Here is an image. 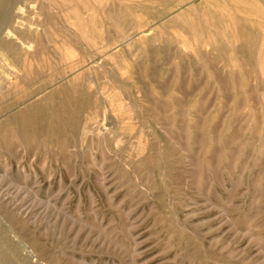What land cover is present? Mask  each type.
<instances>
[{"label": "rangeland", "instance_id": "374dc122", "mask_svg": "<svg viewBox=\"0 0 264 264\" xmlns=\"http://www.w3.org/2000/svg\"><path fill=\"white\" fill-rule=\"evenodd\" d=\"M103 1L14 0L13 2L12 0L13 5H11L14 7L10 12L12 16L10 15L8 22L6 21L5 24L3 23L4 25L0 26L1 28L5 27L3 32L2 29L0 30V58H2L0 60V84L2 85H0V117H2L0 118V171L7 168L14 180L19 179L15 180L18 184L4 182L5 187L3 184L0 187V192H6L9 189L13 193L15 190L14 194L19 192L20 196L25 197L29 195L28 192L31 189H37L39 186L40 199L48 194L52 196L53 201H57L58 207L62 208L64 204L69 219L78 217L77 219L82 220L81 225L88 222L90 226L87 228L97 235H99V230L106 231L104 229H107L109 231L110 229L109 232L113 236L115 235V238L124 241L122 242L127 253L119 255L101 250L99 242H96L97 235H94V238L86 244L84 237L88 232L84 231L83 236L76 237V233L67 230L63 238L64 246L63 243L61 245L65 252L73 258L75 257V261L81 264L85 262V264H250L248 261H244L245 258L241 250L249 247V253L247 252L246 255L249 257L252 255L250 257L252 259L257 254L256 251L254 252L256 248L249 246L246 240H235L226 215L231 213L230 217L243 222V224L240 223L241 229L252 225L253 229L255 228L254 232L264 235V224H262L264 223V214L262 215L264 191L257 192L259 181L264 180V77L258 69L259 61L264 58V0ZM20 7H24L20 12L21 15L18 13L19 11L17 12ZM92 9L94 10L92 11ZM79 17L80 20H78ZM17 18L20 20L18 19V21ZM19 24L22 25L19 26ZM76 24L78 26L85 24L84 26L90 28L91 40L98 43L97 46H100L98 49L92 48L90 41L81 40L82 38L77 32L79 27ZM92 25L98 27V30L92 29L94 28ZM142 26L145 27L142 28ZM212 26L213 28H211ZM7 30H11L12 35H7ZM142 30L145 31L143 37L139 33ZM49 31H54L57 35H53L54 32L50 33ZM13 34L15 35L13 36ZM194 34L196 35L194 36ZM131 39L132 41H130ZM157 39L161 41H157ZM19 40H22V45ZM5 42L10 43L6 45ZM129 45L131 46L129 47ZM145 46L148 47L146 50ZM182 49L184 52L180 51ZM202 56L203 59L200 58ZM5 60L9 68L4 64ZM10 65L12 69L14 66L13 70ZM232 66L234 67L232 68ZM239 66L243 71L239 69ZM26 74H29L28 77ZM172 79L177 83L175 84ZM7 80L11 81L9 86L4 84ZM21 87L24 88L21 89ZM174 90L176 96L173 95ZM62 92L64 93L62 94ZM170 92L173 96L170 95ZM166 95L169 96L166 97ZM76 96L78 97L76 98ZM166 105L170 107H166ZM137 107L139 108L137 109ZM161 111L162 113H160ZM173 113L174 116L171 115ZM232 116L235 119L233 117L230 120ZM171 118L173 119L171 120ZM173 120L177 121V124L173 125ZM215 122L216 124H214ZM244 122H248L249 125ZM120 124L124 128L121 129ZM208 130L211 134L208 133ZM221 134L223 137H220ZM117 139L118 141H116ZM189 141L193 147L189 145ZM14 144L16 145L14 146ZM12 150L14 151L12 152ZM185 152L186 155H184ZM196 153L198 154L196 155ZM203 153L206 154L203 155ZM240 153L241 155H239ZM138 154L140 155L138 156ZM204 157L205 159H203ZM182 159L184 160L182 161ZM199 162L200 165H198ZM202 163L205 165L203 166ZM207 163L210 164V172L213 175L203 171V167L207 166ZM233 163L236 169L232 168ZM189 164H192V167L188 166ZM242 168H245V171ZM98 177L100 180L102 179L101 182ZM201 178L202 180H200ZM254 181L257 183L255 184ZM14 184H17V187ZM221 185L222 187H220ZM198 189L199 191H196ZM27 200L26 202L30 203ZM258 201H261L262 205ZM71 207L72 209H70ZM259 209L260 211H258ZM260 218L262 219L259 223ZM91 224L95 228L91 227ZM194 230L195 232H192ZM201 239H204L203 242ZM229 241L230 243H228ZM183 246L185 247L183 248ZM13 250L17 252H13ZM7 254L8 256L12 255L9 258L14 264H23V262L33 264L30 262L29 256L14 243L7 250ZM37 255L40 262L50 260V254L47 251L38 250ZM76 258L78 259L76 260ZM20 259L23 260L19 261Z\"/></svg>", "mask_w": 264, "mask_h": 264}, {"label": "bare ground", "instance_id": "6f19581e", "mask_svg": "<svg viewBox=\"0 0 264 264\" xmlns=\"http://www.w3.org/2000/svg\"><path fill=\"white\" fill-rule=\"evenodd\" d=\"M48 1V0H47ZM50 1V0H49ZM53 1V0H52ZM76 1V0H75ZM90 1V0H89ZM105 1V0H104ZM103 1V2H104ZM108 1V0H107ZM106 1V2H107ZM13 2H14V0H13ZM12 0H0V26H1V24H5V22L7 21L8 22V20L10 19V15L12 16V14L10 13L11 12V9L12 8H14L12 5ZM58 2H59V0H58ZM92 2H93V0H92ZM95 2H96V0H95ZM51 3V2H50ZM68 3V2H67ZM71 3V2H70ZM91 3V2H90ZM12 4V5H11ZM43 4V3H42ZM46 4V3H45ZM52 4H53V2H52ZM83 4V3H82ZM85 4V3H84ZM93 4V3H92ZM107 4V3H106ZM35 5V4H34ZM59 5V4H58ZM61 5V4H60ZM74 5V4H73ZM30 7V6H29ZM40 7V6H39ZM66 7V6H65ZM87 7V6H86ZM100 7H101V5H100ZM22 8H24V7H22ZM22 8L20 7V8H18V10H17V12L20 14V12L22 11ZM28 8V7H27ZM31 8V7H30ZM35 8V7H34ZM75 8V7H74ZM93 8H94V6H93ZM41 9H42V7H41ZM40 9V10H41ZM86 9V8H85ZM70 10V9H69ZM87 10V9H86ZM94 9H92V11H93ZM95 10H96V7H95ZM107 10V9H106ZM109 10V9H108ZM71 11V10H70ZM80 11V10H79ZM99 12H100V10H98ZM225 11V10H224ZM71 12H73V11H71ZM81 12V11H80ZM110 12V11H109ZM14 13V12H13ZM81 13H83V12H81ZM80 13V14H81ZM87 13V12H86ZM91 13V12H90ZM125 13V12H124ZM224 13V12H223ZM15 14V13H14ZM18 14V15H19ZM72 14V13H71ZM70 14V15H71ZM80 14H79V16H80ZM21 15V14H20ZM37 15V14H36ZM104 15V14H103ZM112 15V14H111ZM111 15H110V17H111ZM225 15V14H224ZM44 16V15H43ZM69 16V15H68ZM78 16V15H77ZM76 16V17H77ZM114 16H116L115 14H114ZM180 16V18H181V15H179ZM19 17V16H18ZM46 17V16H45ZM75 17V16H74ZM91 17V16H90ZM93 17V16H92ZM91 17V18H92ZM96 17V16H95ZM109 17V16H108ZM109 17V18H110ZM116 17H118V16H116ZM13 18V17H12ZM34 18V17H33ZM72 18V17H71ZM105 18V17H104ZM231 18V17H230ZM19 18H17V20H18ZM82 19V18H81ZM102 19H103V16H102ZM108 19V18H107ZM172 19H174L175 20V18H172ZM232 19V18H231ZM20 20V19H19ZM18 20V21H19ZM72 20H74V19H72ZM78 20H80V17H79V19ZM234 20V19H233ZM23 20H21V22H22ZM77 21V20H76ZM91 21V20H90ZM105 21V20H104ZM118 21H120V20H118ZM177 21V20H176ZM11 22V21H10ZM79 22V21H78ZM113 22V21H112ZM23 23V22H22ZM73 23H75V22H73ZM72 23V24H73ZM80 23V22H79ZM85 23V22H84ZM105 24H107L106 22H104ZM231 23V22H230ZM3 24V25H4ZM16 24H17V22H16ZM16 24H14V25H16ZM49 24V23H48ZM69 24H71V23H69ZM71 24V25H72ZM87 24V23H86ZM91 24H92V22H91ZM112 24V23H111ZM229 24V23H228ZM8 25V24H7ZM6 25V26H7ZM20 25H22V24H19V26ZM73 25H75V24H73ZM85 25V24H84ZM83 24H81L80 26H78L77 24H76V26H78L79 28H78V35L82 38L81 40H83V39H85V40H87V41H90V45L92 46V48H97L98 49V46H97V44L95 43V42H92V40H91V31L89 30L90 28H87L86 26H84ZM110 25V24H109ZM262 25V24H261ZM70 26V25H69ZM106 26H108V25H106ZM145 26H147L148 27V25H145ZM145 26H142V28L143 27H145ZM23 27V26H22ZM72 27H74V26H72ZM92 27H94V28H92V29H94L95 31H97L98 30V27H95V25L93 26L92 25ZM129 27V26H128ZM131 27V26H130ZM146 27V28H147ZM230 27V26H229ZM5 28V27H4ZM4 28H1L0 27V30L3 32V30H4ZM76 28V27H75ZM74 28V29H75ZM102 28V27H101ZM116 28V27H115ZM211 28H213V26L211 27ZM224 28V27H223ZM231 28V27H230ZM71 29V28H70ZM105 29V28H104ZM161 29V28H160ZM232 29V28H231ZM235 29V28H234ZM73 30V29H72ZM144 30V29H143ZM141 31V32H139L140 34H142L141 36L143 37V36H145L144 34V32L145 31ZM159 30V29H158ZM157 30V31H158ZM94 31V32H95ZM108 31V30H107ZM126 31V30H125ZM124 31V32H125ZM138 31V30H137ZM154 31V30H153ZM194 31V30H193ZM212 31V30H211ZM50 32V31H49ZM48 32V33H49ZM51 32H54V31H51ZM50 32V33H51ZM92 32H93V30H92ZM103 32H104V30H103ZM109 32V31H108ZM121 32V31H120ZM131 32H133L132 30H131ZM135 32H136V30H135ZM155 32V31H154ZM49 33V34H50ZM74 33H76V32H74ZM73 33V34H74ZM100 33V32H99ZM98 33V34H99ZM153 33V32H152ZM162 33V32H161ZM196 33V32H195ZM30 34V33H29ZM53 35L54 34H56L55 32L54 33H52ZM110 34V33H109ZM129 34H130V32H129ZM136 34V33H135ZM150 34V33H149ZM163 34V33H162ZM161 34V35H162ZM165 34V33H164ZM178 34H180V33H178ZM198 34V33H197ZM217 34H218V32H217ZM1 35V34H0ZM7 35H12V32H11V30H7ZM15 34H13V36H14ZM17 35V34H16ZM57 35V34H56ZM105 35V34H104ZM107 35H108V33H107ZM122 35V34H121ZM161 35H159V36H161ZM196 34H194V36H195ZM236 35V34H235ZM19 36H20V34H19ZM118 36V35H117ZM127 36V35H126ZM132 37H133V35H131ZM147 36V35H146ZM156 36L158 37V35L156 34ZM172 36V35H171ZM182 36V35H181ZM193 36V35H192ZM199 36H200V34H199ZM202 36V35H201ZM207 36V35H206ZM238 36V35H237ZM34 37V36H33ZM48 37V36H47ZM47 37H45V38H47ZM51 37H53V36H51ZM65 37V36H64ZM74 37V36H73ZM140 37V36H139ZM161 37H163V36H161ZM160 37V38H161ZM173 37H174V35H173ZM225 37V36H224ZM227 37V36H226ZM17 38V37H16ZM121 38V37H120ZM125 38V37H124ZM137 38V37H136ZM153 38H155V37H153ZM178 38V37H177ZM184 38V37H183ZM208 38V37H207ZM215 38V37H214ZM11 39V38H10ZM18 39V38H17ZM30 39H32V38H30ZM36 39V38H35ZM40 39H41V37H40ZM53 39H55V38H53ZM66 40L68 39V38H65ZM80 39V38H79ZM130 39V38H129ZM140 39H142V38H140ZM165 39V38H164ZM184 39H187V38H184ZM205 39V38H204ZM211 39V38H210ZM238 39V38H237ZM3 40H6V39H3ZM22 40H23V38H22ZM22 40H19L20 41V43H21V41ZM48 40V39H47ZM94 40V39H93ZM108 40V39H107ZM122 40H123V38H122ZM163 40V39H162ZM200 40V39H199ZM218 40V39H217ZM223 40V39H222ZM221 40V41H222ZM12 41V40H11ZM10 41V42H11ZM14 41V40H13ZM31 41V40H30ZM30 41H29V46H30ZM76 41V40H75ZM79 41V40H78ZM77 41V42H78ZM104 41V40H103ZM120 41V40H119ZM130 41H132V39L130 40ZM130 41H128V42H130ZM141 41H144V40H141ZM153 41V40H152ZM157 41H161V40H158L157 39ZM202 41V40H201ZM207 41H209V40H207ZM231 41V40H230ZM241 41V40H240ZM10 42H5L6 43V45L8 44V43H10ZM80 42V41H79ZM97 42V41H96ZM124 42V41H123ZM127 42V43H128ZM165 42V41H164ZM171 42V41H170ZM192 42V41H191ZM206 42V41H205ZM232 42V41H231ZM248 42V41H247ZM3 43V42H2ZM25 43V42H24ZM33 43V42H32ZM35 43V42H34ZM81 43V42H80ZM111 43V42H110ZM109 43V44H110ZM114 43V42H113ZM112 43V44H113ZM124 43H126V42H124ZM150 43H151V40H150ZM155 43H157V42H155ZM154 43V44H155ZM159 43V42H158ZM192 43H194V42H192ZM192 43H190V44H192ZM199 43V42H198ZM229 43V42H228ZM4 44V43H3ZM23 43H21V45H22ZM36 44V43H35ZM83 44H84V42H83ZM108 44V46H110ZM117 44V43H116ZM179 44V43H178ZM183 44H184V41H183ZM189 44V43H188ZM14 45V44H13ZM102 45V44H101ZM114 45V44H113ZM143 45V44H142ZM156 45V44H155ZM159 45V44H158ZM201 45V44H200ZM203 45V44H202ZM208 45V44H207ZM218 45V44H217ZM9 46H11V45H9ZM24 46V45H23ZM28 46V48H30ZM34 46V45H33ZM36 46L38 47V45L36 44ZM87 46V45H86ZM131 45H129V47H130ZM169 46V45H168ZM173 46V45H172ZM180 46H181V43H180ZM185 46H186V44H185ZM191 46V45H190ZM193 46V45H192ZM196 46V45H195ZM204 46V45H203ZM216 46V45H215ZM22 47V46H21ZM21 47H19V48H21ZM100 47V46H99ZM106 47V46H105ZM146 47L147 46H145V50H146ZM158 47V46H157ZM178 47V46H177ZM187 47H189L188 45H187ZM197 47V46H196ZM200 47V46H199ZM207 47H209V46H207ZM217 47V46H216ZM232 47V46H231ZM0 48H1V46H0ZM3 48V47H2ZM10 48V47H9ZM18 48V47H17ZM18 48V49H19ZM55 48H57V47H55ZM132 48H134V47H132ZM148 48V47H147ZM167 48V47H166ZM173 48V47H172ZM192 48V47H191ZM190 48V49H191ZM4 49V48H3ZM14 49V48H13ZM110 49H111V47H110ZM168 49V48H167ZM224 49V48H223ZM233 49V48H232ZM17 50V49H16ZM62 50H63V48H62ZM105 50V49H104ZM143 50V49H142ZM218 50V49H217ZM9 51V50H8ZM12 51V50H11ZM25 51V50H24ZM64 51V50H63ZM171 51V50H170ZM180 51H183V49L182 50H180ZM197 51V50H196ZM26 52V51H25ZM24 52V53H25ZM169 52V51H168ZM184 52V51H183ZM186 52V51H185ZM190 52V51H189ZM193 52V51H192ZM204 52V51H203ZM216 52V51H215ZM222 53H223V50L221 51ZM171 53H173V52H171ZM170 53V54H171ZM194 53V52H193ZM199 53V52H198ZM207 53H209V51H207ZM7 54H8V52H7ZM94 54V53H93ZM97 55H98V53H96ZM123 54V53H122ZM129 54V53H128ZM195 54V53H194ZM57 55V54H56ZM55 55V56H56ZM65 55V54H64ZM199 55V54H198ZM206 55V54H205ZM118 56V55H117ZM176 56V55H175ZM175 56H174V58H175ZM10 57V56H9ZM31 57V56H30ZM73 57V56H72ZM88 57V56H87ZM101 57V56H100ZM124 57V56H123ZM171 57V56H170ZM218 57V56H217ZM226 57V56H225ZM63 58V57H62ZM102 58V57H101ZM111 58V57H110ZM173 58V59H174ZM200 58H202L203 59V56L202 57H200ZM211 58V57H210ZM242 58V57H241ZM2 58H0V60H1ZM17 59V58H16ZM15 59V60H16ZM59 59H60V57H59ZM85 59V58H84ZM115 59V58H114ZM187 59V58H186ZM194 59H195V56H194ZM236 59V58H235ZM243 59V58H242ZM107 60H109V59H107ZM119 60V59H118ZM120 60H122V59H120ZM211 60H213V59H211ZM237 60V59H236ZM240 60V59H239ZM244 60V59H243ZM10 61V60H9ZM8 61V62H9ZM14 60L12 59V62H13ZM124 61V60H123ZM235 61V60H234ZM1 62H4V61H1ZM11 62V61H10ZM22 62V61H21ZM114 62V61H113ZM210 62V61H209ZM224 62V61H223ZM236 62V61H235ZM238 62V61H237ZM244 62V61H243ZM14 63V62H13ZM18 64L20 63V61L19 62H17ZM59 63V62H58ZM83 63H85V62H83ZM123 63V62H122ZM4 64L9 68V66H8V64L6 63V60H5V62H4ZM61 64V63H60ZM63 64H65V63H63ZM78 64V63H77ZM124 64V63H123ZM127 64V63H126ZM126 64H125V66H126ZM142 64V63H141ZM232 64H234V63H232ZM246 64V63H245ZM66 65V64H65ZM69 65V64H68ZM71 65V64H70ZM69 65V66H70ZM73 66H74V64H72ZM223 65V64H222ZM239 65V64H238ZM248 65V64H247ZM4 66V65H3ZM33 66V65H32ZM64 66V65H63ZM62 66V67H63ZM75 66H76V64H75ZM80 66V65H79ZM79 66H77V67H79ZM129 66V65H128ZM131 66V65H130ZM228 66H230L229 64H228ZM257 66V65H256ZM61 67V66H60ZM215 67V66H214ZM225 67V66H224ZM234 66H232V68H233ZM237 67V66H236ZM7 68V69H8ZM10 68H11V65H10ZM17 68H18V66H17ZM26 68H27V66H26ZM71 68V67H70ZM69 68V69H70ZM80 68H81V66H80ZM83 68V67H82ZM134 68V67H133ZM206 68V67H205ZM12 69V68H11ZM13 69H14V66H13ZM12 69V70H13ZM28 69V68H27ZM121 69H123V68H121ZM225 69V68H224ZM231 69V68H230ZM229 69V70H230ZM239 69H240V66H239ZM258 69H259V72L262 74V76L264 77V58H263V60H261V61H259V63H258ZM11 70V71H12ZM23 70V69H22ZM79 70H81V69H79ZM125 70V69H124ZM227 70V69H226ZM232 70V69H231ZM240 70H242V68L240 69ZM253 70H256V69H253ZM5 71V70H4ZM10 71V72H11ZM17 71H19V70H17ZM90 71V70H89ZM208 71V70H207ZM243 71V70H242ZM22 72V71H21ZM25 72V71H24ZM28 72V71H27ZM71 72V71H70ZM77 72V71H76ZM142 72V71H141ZM226 72V71H225ZM29 73V72H28ZM64 73H65V71H64ZM67 73V72H66ZM148 73V72H147ZM74 74V76L76 75L75 74V72L73 73ZM212 74V73H211ZM13 75V74H12ZM22 75H23V73H22ZM27 75V74H26ZM25 75V76H26ZM29 75V74H28ZM28 75H27V77H28ZM257 75V74H256ZM255 75V76H256ZM3 76V75H2ZM15 76V75H14ZM16 76H17V74H16ZM258 76V75H257ZM11 77V76H10ZM18 77V76H17ZM23 77V76H22ZM82 77V79H83V76H81ZM130 77V76H129ZM148 77V76H147ZM251 77H253V76H251ZM250 77V78H251ZM1 78V77H0ZM7 78V77H6ZM19 78V77H18ZM152 78V77H151ZM13 79H15V78H13ZM24 79V78H23ZM132 79V78H131ZM177 79V78H176ZM253 79V78H252ZM258 79V78H257ZM9 80V79H8ZM8 80L7 81H5L4 82V84L6 85V86H9L10 85V82H8ZM19 80V79H18ZM17 80V81H18ZM27 80V79H26ZM133 80V79H132ZM159 80V79H158ZM173 80V82L176 84L177 82H175L174 81V79H172ZM259 80V79H258ZM60 81V80H59ZM78 81V80H77ZM80 81V80H79ZM78 81V82H79ZM82 81V80H81ZM27 82H28V80H27ZM68 82V81H67ZM78 82H76L75 81V83H77V84H80V83H78ZM15 83H17V82H15ZM14 83V84H15ZM70 83H72L71 81H70ZM251 83H253V82H251ZM256 83V82H255ZM255 83H254V86H255ZM74 84V83H73ZM131 84H132V81H131ZM1 85V84H0ZM18 85H19V82H18ZM21 85H22V83H21ZM52 85H54V84H52ZM88 85V84H87ZM2 86V85H1ZM12 86H13V84H12ZM65 86H66V84H65ZM68 86V85H67ZM81 86V85H80ZM89 86V85H88ZM91 86V85H90ZM169 86V85H168ZM240 86H241V84H240ZM242 86H243V83H242ZM262 86H263V84H262ZM55 87V86H54ZM77 87V86H76ZM174 87V86H173ZM176 87V86H175ZM22 88H24V87H21V89ZM60 88V87H59ZM65 88V87H64ZM73 88V87H72ZM81 88V87H80ZM153 88V87H152ZM151 88V89H152ZM258 88H260V87H258ZM3 89V88H2ZM5 89V88H4ZM7 89V88H6ZM167 89H168V87H167ZM8 90V89H7ZM70 90V89H69ZM81 90V89H80ZM93 90H94V88H93ZM103 90V89H102ZM105 90H106V88H105ZM153 90V89H152ZM164 90V89H163ZM15 91V90H14ZM18 91H20L21 92V90L20 89H18ZM58 92H59V90H57ZM88 91V90H87ZM95 91L96 92H98L96 89H95ZM135 91V90H134ZM167 91V90H166ZM258 91V90H257ZM10 92V91H9ZM65 92V91H64ZM64 92H62V94L64 93ZM84 92V91H83ZM102 92V91H101ZM107 92H109V91H107ZM150 92V91H149ZM163 92H165V91H163ZM22 93V92H21ZM66 93V92H65ZM71 93V92H70ZM78 93V92H77ZM82 93V92H81ZM86 94H87V92H85ZM92 93V92H91ZM90 93V94H91ZM139 93V92H138ZM162 93V92H161ZM173 93V92H172ZM7 94V93H6ZM11 94V93H10ZM15 94V93H14ZM20 94V93H19ZM53 94V93H52ZM58 94V93H57ZM61 94V95H62ZM73 94V93H72ZM71 94V95H72ZM83 94V93H82ZM110 94V93H109ZM109 94H106V95H109ZM141 94V93H140ZM163 94V93H162ZM175 94V90H174V93H173V95ZM9 95V94H8ZM17 95V94H16ZM51 95V94H50ZM55 95V94H54ZM89 95V94H88ZM97 95V94H96ZM121 95V94H120ZM164 95V94H163ZM170 95H171V92H170ZM173 95H171V96H173ZM18 96V95H17ZM46 96V95H45ZM53 96V95H52ZM60 96V95H59ZM65 96V95H64ZM73 96V95H72ZM91 96V95H90ZM111 96V95H110ZM109 96V97H110ZM130 96V95H129ZM149 96V95H148ZM151 96V95H150ZM154 96L156 97V95L154 94ZM159 96H160V94H159ZM167 96H169V95H166V97ZM174 96H176V94L174 95ZM260 96V95H259ZM262 96V95H261ZM5 97V96H4ZM21 97V96H20ZM23 97V96H22ZM24 97H25V95H24ZM67 97V96H66ZM78 96H76V98H77ZM97 97V96H96ZM99 97V96H98ZM97 97V98H98ZM114 97V96H113ZM122 97V96H121ZM139 97H140V95H139ZM2 98V97H1ZM68 98H69V95H68ZM71 98V97H70ZM80 98V97H79ZM95 98V97H94ZM96 98V99H97ZM137 98V97H136ZM174 98H177V97H174ZM247 98V97H246ZM262 98V97H261ZM3 99V98H2ZM23 99V98H22ZM30 99V98H29ZM54 99V98H53ZM58 99V98H57ZM83 99H84V97H83ZM123 99V98H122ZM140 99V98H139ZM170 99V98H169ZM199 99V98H198ZM75 100V99H74ZM127 100V99H126ZM155 100V99H154ZM153 100V101H154ZM176 100V99H175ZM174 100V101H175ZM1 101V100H0ZM100 101V100H99ZM157 101V100H156ZM159 101H160V99H159ZM162 101V103H163V100H161ZM257 101V100H256ZM30 102H32V101H30ZM95 102V101H94ZM125 102V101H124ZM142 102V101H141ZM166 102H168L167 100H166ZM172 102H173V100H172ZM171 102V103H172ZM183 102V101H182ZM181 102V103H182ZM259 102V101H258ZM77 103H78V100H77ZM99 103V102H98ZM122 103V102H121ZM133 103V102H132ZM143 103V102H142ZM95 104V103H94ZM129 104V103H128ZM138 104V103H137ZM147 104V103H146ZM157 104H159V103H157ZM172 104H174V103H172ZM195 104V103H194ZM197 104V103H196ZM71 105V104H70ZM77 105V104H76ZM83 105V104H82ZM130 105V104H129ZM128 105V106H129ZM160 105H161V103H160ZM174 105H176V104H174ZM178 105V104H177ZM99 106V105H98ZM106 106V105H105ZM115 106H117L116 104H115ZM132 106V105H131ZM141 106V105H140ZM157 106V105H156ZM109 107V106H108ZM166 107H170V106H168V105H166ZM184 107V106H183ZM193 107V106H192ZM195 107V106H194ZM193 107V108H194ZM99 108V107H98ZM116 108V107H115ZM121 108V107H120ZM123 108H125V107H123ZM133 108H134V105H133ZM139 107H137V109H138ZM143 108V107H142ZM151 108V107H150ZM155 108V107H154ZM218 108V107H217ZM262 108V107H261ZM110 109V108H109ZM117 109V108H116ZM147 109V108H146ZM156 110L158 109V108H155ZM230 109H232V108H230ZM235 109V108H234ZM237 109V108H236ZM22 110H23V108H22ZM97 110V109H96ZM155 110V111H156ZM172 110V109H171ZM175 110V109H174ZM178 110V109H177ZM185 110V109H184ZM255 110V109H254ZM261 110V109H260ZM105 111H106V109H105ZM112 111V110H111ZM115 111V110H114ZM117 111V110H116ZM119 111H121V110H119ZM126 111V110H125ZM124 111V112H125ZM132 111V110H131ZM151 111V110H150ZM157 111H159V110H157ZM190 111V110H189ZM234 111V110H233ZM23 112H24V110H23ZM100 112H102V111H100ZM133 112V111H132ZM143 112V111H142ZM147 112V111H146ZM172 112V111H171ZM174 112V111H173ZM177 112H179V111H177ZM193 112H195V111H193ZM200 112H202V111H200ZM220 112V111H219ZM221 112H222V110H221ZM221 112H220V115H221ZM7 113H9V112H7ZM107 113V112H106ZM105 113V114H106ZM121 113V112H120ZM136 113V112H135ZM144 113V112H143ZM159 113V112H158ZM160 113H162V111L160 112ZM169 113V112H168ZM181 113V112H180ZM190 113V112H189ZM260 113H261V111H260ZM5 114V113H4ZM25 114V113H24ZM95 114V113H94ZM97 114V113H96ZM113 114V113H112ZM117 114V113H116ZM126 114H127V112H126ZM140 114V113H139ZM170 114V113H169ZM185 114V113H184ZM184 114H183V116H184ZM194 114V113H193ZM237 114V113H236ZM98 115H99V113H98ZM108 115V114H107ZM122 115H123V113H122ZM156 115V114H155ZM171 115H175L174 113L173 114H171ZM171 115H168V116H171ZM196 115V114H195ZM197 115H199V114H197ZM213 115V114H212ZM27 116V115H26ZM106 116V115H105ZM164 116V115H163ZM179 116V115H178ZM207 116V115H206ZM214 116V115H213ZM260 116V115H259ZM92 117V116H91ZM111 117V116H110ZM114 117V116H113ZM117 117H118V115H117ZM134 117H136V116H134ZM159 117V116H158ZM180 117V116H179ZM189 117V116H188ZM205 117V116H204ZM225 117V116H224ZM233 117L234 116H232V118H230V120H232L233 119ZM0 118H2V117H0ZM89 118V117H88ZM108 118V117H107ZM115 118V117H114ZM122 118V117H121ZM161 118V117H160ZM163 118V117H162ZM168 118H170V117H168ZM175 118V117H174ZM195 118H197V117H195ZM203 118V117H202ZM207 118H209V117H207ZM207 118H206V120H207ZM214 118V117H213ZM253 118H255V117H253ZM15 119V118H14ZM113 119V118H112ZM119 119V118H118ZM126 119V118H125ZM151 119V118H150ZM153 119H154V117H153ZM173 118H171V120H172ZM177 119V118H176ZM188 119V118H187ZM234 119H235V117H234ZM262 119V118H261ZM86 120V119H85ZM88 120V119H87ZM103 120H104V118H103ZM108 120H111V119H108ZM132 120H134L133 118H132ZM158 120H159V118H158ZM165 120V119H164ZM183 120V119H182ZM197 120V119H196ZM216 120V119H215ZM226 120V119H225ZM229 120V121H230ZM260 120V119H259ZM21 121V120H20ZM128 121V120H127ZM174 121V120H173ZM188 121V120H187ZM203 121V120H202ZM201 121V122H202ZM218 121H219V119H218ZM11 122V121H10ZM24 122V121H23ZM22 122V123H23ZM106 122V121H105ZM160 122V121H159ZM171 122V121H170ZM169 122V123H170ZM219 122H221V121H219ZM249 124H250V119H249ZM248 122H244V123H247L248 124ZM262 122V121H261ZM30 123V122H29ZM85 123V122H84ZM90 123V122H89ZM129 124H130V122H128ZM174 123H176L177 124V121H174L173 122V125H174ZM198 123V122H197ZM230 123H231V121H230ZM234 123H236V122H234ZM1 124V123H0ZM10 125H11V123H9ZM94 124V123H93ZM184 124V123H183ZM211 125H212V123H210ZM214 124H216V122L214 123ZM233 124V123H232ZM248 124V125H249ZM17 125V124H16ZM21 125V124H20ZM82 125V124H81ZM85 125H87V124H85ZM100 125V124H99ZM121 125V124H120ZM126 125V124H125ZM124 125V126H125ZM132 125V124H131ZM180 125V124H179ZM189 125H190V123L187 125V129L189 128ZM202 125V124H201ZM231 125V124H230ZM98 126V125H97ZM200 126V125H199ZM242 126V125H241ZM86 127V126H85ZM127 127V126H126ZM174 127V126H173ZM186 127V126H185ZM230 127V126H229ZM8 128V127H7ZM13 128V127H12ZM97 128V127H96ZM122 128H124V127H122V125H121V129ZM162 128V127H161ZM183 128H184V126H183ZM205 128V127H204ZM204 128H202V130H205ZM212 128V127H211ZM216 128H217V126H216ZM228 128V127H227ZM240 128V127H239ZM11 129V128H10ZM81 129V128H80ZM79 129V130H80ZM209 129V128H208ZM218 129V128H217ZM221 129V128H220ZM4 130V129H3ZM21 130V129H20ZM85 130V129H84ZM128 130V129H127ZM131 130V129H130ZM186 130V129H185ZM13 131V130H12ZM106 131V130H105ZM217 131H219V130H217ZM256 131V130H255ZM28 132V131H27ZM83 132V131H82ZM88 132V131H87ZM193 132V131H192ZM251 132H252V130H251ZM259 132V131H258ZM9 133V132H8ZM12 133V132H11ZM98 133V132H97ZM100 133V132H99ZM107 133V132H106ZM121 133V132H120ZM184 133V132H183ZM200 133V132H199ZM208 133L209 134H211L210 132H209V130H208ZM239 133V132H238ZM238 133H236V134H238ZM14 134V133H13ZM15 134H17V133H15ZM108 134V133H107ZM111 134V133H110ZM219 134V133H218ZM227 134V133H226ZM225 134V135H226ZM232 134V133H231ZM1 135V134H0ZM29 135V134H28ZM97 135V134H96ZM179 135V134H178ZM201 135V134H200ZM252 135H253V133H252ZM252 135H251V139L253 138L252 137ZM264 135V134H263ZM14 136H16V135H14ZM19 136V135H18ZM83 136V135H82ZM105 136V135H104ZM107 136V135H106ZM110 136V135H109ZM147 136V135H146ZM186 136V135H185ZM205 136H209V135H205ZM211 136V135H210ZM233 136V135H232ZM239 136V135H238ZM262 136V135H261ZM5 137V136H4ZM142 137V136H141ZM220 137H223V134H221L220 135ZM228 137V136H227ZM235 137V136H234ZM236 137H237V135H236ZM256 137V136H255ZM263 137V136H262ZM15 138V137H14ZM13 138V139H14ZM84 138V137H83ZM86 138V137H85ZM107 139H108V137H106ZM143 139H144V137H142ZM147 138V137H146ZM201 138V137H200ZM210 138V137H209ZM217 138V137H216ZM111 139V138H110ZM148 139V138H147ZM184 139V138H183ZM190 139V138H189ZM218 139V138H217ZM140 140V139H139ZM168 140V139H167ZM213 139H211V141H212ZM221 140V139H220ZM231 140V139H230ZM234 140V139H233ZM236 140H238V139H236ZM243 140V139H242ZM253 140V139H252ZM14 141V140H13ZM17 141H18V138H17ZM28 141V140H27ZM101 141V140H100ZM112 141V140H111ZM116 141H118V139L116 140ZM146 141H148V140H146ZM185 141V140H184ZM183 141V142H184ZM218 141V140H217ZM222 141V140H221ZM228 141V140H227ZM235 141V140H234ZM233 141V142H234ZM258 141V140H257ZM19 142V141H18ZM32 142V141H31ZM106 142V141H105ZM145 142V141H144ZM213 142V141H212ZM4 143V142H3ZM14 143H15V141H14ZM45 143V142H44ZM115 144H116V142H114ZM113 143V144H114ZM139 143V142H138ZM142 143V142H141ZM211 143V142H210ZM218 143H219V141H218ZM217 143V144H218ZM35 144V143H34ZM146 144V143H145ZM144 144V145H145ZM195 144V143H194ZM221 144V143H220ZM243 144V143H242ZM255 144H256V142H255ZM255 144H254V146H255ZM9 145V144H8ZM16 144H14V146H15ZM42 145V144H41ZM40 145V146H41ZM56 145V144H55ZM140 145V144H139ZM147 145H149V144H147ZM181 145V144H180ZM189 145L190 146H192L191 145V143H190V141H189ZM199 145V144H198ZM203 145V144H202ZM205 145V144H204ZM11 146V145H10ZM9 146V147H10ZM58 146V145H57ZM151 146V145H150ZM177 146V145H176ZM208 146H210L209 144H208ZM211 146H213V144H211ZM219 146V145H218ZM28 147V146H27ZM33 147V146H32ZM193 147V146H192ZM191 147V148H192ZM200 147V146H199ZM203 147V146H202ZM201 147V148H202ZM226 147V146H225ZM236 147H238V146H236ZM17 148H18V146H17ZM22 148V147H21ZM34 148H35V146H34ZM45 148V147H44ZM46 148H48V147H46ZM136 148V147H135ZM140 148H142V147H140ZM147 148V147H146ZM149 148V147H148ZM181 148H182V145H181ZM189 148V147H188ZM219 148V147H218ZM222 148V147H221ZM7 149V148H6ZM19 149H20V147H19ZM30 149H31V147H30ZM40 149V148H39ZM60 149V148H59ZM89 149V148H88ZM152 149V148H151ZM194 149V148H193ZM192 149V150H193ZM204 149H205V147H204ZM8 150V149H7ZM32 150V149H31ZM36 150H37V148H36ZM44 150V149H43ZM61 150V149H60ZM142 150V149H141ZM140 150V152H142ZM153 150V149H152ZM151 150V151H152ZM171 150V149H170ZM172 150H173V148H172ZM175 150V149H174ZM182 150V149H181ZM184 150H186V149H184ZM189 150V149H188ZM200 150V149H199ZM217 150V149H216ZM233 150V149H232ZM240 150V149H239ZM3 151V150H2ZM14 150H12V152H13ZM136 151V150H135ZM150 151V150H149ZM177 151V150H176ZM198 151V150H197ZM219 151V150H218ZM236 151V150H235ZM255 151H257V150H255ZM15 152H16V150H15ZM19 152V151H18ZM138 152V151H137ZM153 152V151H152ZM173 152V151H172ZM179 152V151H178ZM204 152V151H203ZM216 152V151H215ZM225 152V151H224ZM11 153V152H10ZM53 153V152H52ZM139 153V152H138ZM188 153V152H187ZM202 153V152H201ZM7 154H8V152H7ZM54 154V153H53ZM144 154H145V152H144ZM198 153H196V155H197ZM206 154V153H205ZM204 153H203V155H205ZM221 154V153H220ZM1 155V154H0ZM18 155V154H17ZM140 154H138V156H139ZM154 156H155V154H153ZM179 155H180V153H179ZM178 155V156H179ZM184 155H186V152H185V154ZM233 155H234V152H233ZM239 155H241V153L239 154ZM248 155V154H247ZM250 155V154H249ZM142 156V155H141ZM157 156V155H156ZM159 156V155H158ZM161 156V155H160ZM188 157H189V155H187ZM217 156V155H216ZM215 156V157H216ZM235 156V155H234ZM252 156V155H251ZM14 157V156H13ZM16 157V156H15ZM181 157V156H180ZM185 157V156H184ZM196 157V156H195ZM207 157H208V155H207ZM206 157V158H207ZM219 157H222V156H219ZM249 157V156H248ZM3 158V157H2ZM147 158V157H146ZM171 158V157H170ZM191 158V157H190ZM200 158V157H199ZM234 158V157H233ZM15 159V158H14ZM18 159V158H17ZM20 159V158H19ZM96 159V158H95ZM154 159V158H153ZM169 159V158H168ZM192 159V158H191ZM203 159H205V157L203 158ZM217 159V158H216ZM246 159V158H245ZM50 160V159H49ZM139 160V159H138ZM141 160V159H140ZM146 160H148V158L146 159ZM165 160V159H164ZM184 159H182V161H183ZM195 160V159H194ZM1 161V160H0ZM10 161V160H9ZM160 161V160H159ZM192 161V160H191ZM199 161H200V159H199ZM205 161V160H204ZM230 161H232V160H230ZM229 161V162H230ZM237 161V160H236ZM7 162V161H6ZM5 162V163H6ZM57 162V161H56ZM106 162V161H105ZM145 162V161H144ZM166 162V161H165ZM164 162V163H165ZM170 162V161H169ZM180 162V161H179ZM187 162H188V160H187ZM246 162V161H245ZM247 162H248V160H247ZM246 162V163H247ZM253 162V161H252ZM1 163V162H0ZM18 163V162H17ZM91 163V162H90ZM95 163V162H94ZM98 163H100V162H98ZM104 163V162H103ZM163 163V162H162ZM191 163V162H190ZM93 164V163H92ZM150 164V163H149ZM151 164H152V162H151ZM159 164V163H158ZM166 164V163H165ZM232 164V163H231ZM237 164V163H236ZM235 164V165H236ZM245 164V163H244ZM262 164V163H261ZM13 165V164H12ZM11 165V166H12ZM96 165V164H95ZM192 165V164H191ZM190 164L188 165V166H191ZM198 165H200V162H199V164ZM202 165H203V163H202ZM205 165V164H204ZM203 165V166H204ZM216 165H217V163H216ZM216 165H215V167H216ZM218 165H220V164H218ZM230 165V164H229ZM247 165V164H246ZM1 166H3V165H1ZM10 166V167H11ZM18 166H19V164H18ZM17 166V167H18ZM104 166V165H103ZM145 166V165H144ZM152 166V165H151ZM158 166V165H157ZM194 166V165H193ZM212 166V165H211ZM224 166V165H223ZM232 166V165H231ZM259 166V165H258ZM4 167H5V165H4ZM9 167V168H10ZM110 167V166H109ZM165 167H166V165H165ZM192 167V166H191ZM190 167V168H191ZM234 167V163H233V166H232V168ZM263 167V166H262ZM1 168V167H0ZM12 168V167H11ZM19 168V167H18ZM189 168V169H190ZM195 168V167H194ZM197 168V167H196ZM204 168V170L203 171H205V172H210L211 171V169H210V164H208L207 163V166H205V167H203ZM203 168H201V169H203ZM235 169H236V167H234ZM17 169V168H16ZM53 169H54V167H53ZM148 169V168H147ZM200 169V168H199ZM217 169V168H216ZM243 169V168H242ZM245 169V168H244ZM243 169V171H245ZM252 169V168H251ZM100 170H101V168H100ZM104 170H106V169H104ZM134 170V169H133ZM150 170V169H149ZM185 170V169H184ZM187 170V169H186ZM194 170V169H193ZM250 170V169H249ZM103 171V170H102ZM108 171V170H107ZM162 171H164V169L162 168ZM201 171V170H200ZM203 171H202V173H203ZM218 171V170H217ZM237 171V170H236ZM258 171V170H257ZM10 171H9V169H2L1 171H0V187L4 184V182H6V181H8L9 183L10 182H12V183H17L18 184V182L17 181H15L11 176V174L9 173ZM25 172V171H24ZM23 172V173H24ZM115 172V171H114ZM152 172V171H151ZM220 173H221V170L219 171ZM250 172V171H249ZM15 173V172H14ZM200 173V172H199ZM198 173V174H199ZM201 173V174H202ZM211 173V172H210ZM254 173V172H253ZM258 173V172H257ZM22 174V173H21ZM101 174V173H100ZM154 174V173H153ZM190 174H192V173H190ZM200 174V175H201ZM212 175H213V173H211ZM230 174V173H229ZM228 175V174H227ZM226 175V176H227ZM261 175V174H260ZM108 176V175H107ZM240 176V175H239ZM242 176V175H241ZM39 177V176H38ZM197 177H199V176H197ZM202 178H203V176H201ZM228 177V176H227ZM99 178V177H98ZM106 177H104V179H105ZM134 178V177H133ZM164 178V177H163ZM188 178H189V176H188ZM202 178L200 179V180H202ZM213 178H214V176H213ZM236 178H238V177H236ZM255 178V177H254ZM19 179V178H18ZM17 179V180H18ZM32 179V178H31ZM36 179V178H35ZM118 179V178H117ZM192 179V178H191ZM190 179V180H191ZM197 179V178H196ZM199 179V178H198ZM215 179V178H214ZM33 180V179H32ZM99 180H100V178H99ZM102 180V179H101ZM101 180H100V182H101ZM106 180V179H105ZM186 180V179H185ZM187 180H189V179H187ZM207 180H208V176H207ZM211 180V179H210ZM209 180V182H211ZM217 180V179H216ZM220 180H222V179H220ZM242 180V179H241ZM249 180V179H248ZM27 181V180H26ZM25 181V182H26ZM29 182H30V180H28ZM35 181V180H34ZM163 181V180H162ZM198 181V180H197ZM103 182V181H102ZM208 182V183H209ZM215 182V181H214ZM217 182H219L218 180H217ZM216 182V183H217ZM222 182H223V180H222ZM245 182V181H244ZM255 182V181H254ZM253 182V183H254ZM20 183V182H19ZM36 183V182H35ZM34 183V184H35ZM126 183V182H125ZM187 183V182H186ZM199 183V182H198ZM211 183H213V182H211ZM236 183V182H235ZM250 183H251V181H250ZM257 183V181L255 182V184ZM17 184H14L15 186L17 185ZM21 184V183H20ZM19 184V185H20ZM27 184V183H26ZM42 184V183H41ZM103 184V183H102ZM111 184V183H110ZM219 184V183H218ZM240 184V183H239ZM248 184V183H247ZM7 185V184H6ZM10 185V184H9ZM13 185V186H14ZM22 185V184H21ZM138 185V184H137ZM154 185V184H153ZM220 185V184H219ZM235 185V184H234ZM244 185V184H243ZM253 185V184H252ZM251 185V186H252ZM258 185V184H257ZM40 186H42V185H40ZM53 186V185H52ZM189 186H192V185H189ZM199 186V185H198ZM225 186V185H224ZM239 186V185H238ZM4 187H5V184H4ZM17 187V186H16ZM20 187V186H19ZM35 187V186H34ZM33 187V188H34ZM136 187V186H135ZM138 187V186H137ZM136 187V188H137ZM220 187H222V185L220 186ZM235 187V186H234ZM241 187V186H240ZM8 188V187H7ZM44 188V187H43ZM42 188V189H43ZM120 188V187H119ZM200 188V187H199ZM252 188V187H251ZM253 188H254V186H253ZM10 189H11V187H10ZM13 189H14V187H13ZM192 189V188H191ZM12 190V189H11ZM24 190V189H23ZM25 190H27V189H25ZM59 190V189H58ZM88 190V189H87ZM141 190V189H140ZM139 190V191H140ZM149 190V189H148ZM193 190V189H192ZM207 190V189H206ZM212 190V189H211ZM226 190V189H225ZM1 191V190H0ZM15 191V190H14ZM14 191H13V193L12 192H10V190L8 189V190H6V192H0V264H14L12 261H11V259L9 258V257H12V255L11 256H8V254H7V250L8 249H10V247H11V245H12V243H14L18 248H20L21 250H23L28 256H29V260H31L30 262H32L33 264H81V263H79V262H77V261H75V257L73 258V257H71L67 252H65V250L63 249V247H62V243L64 242L63 241V238H64V235H65V233H66V231L67 230H69V232H74V233H76V237H80L81 235H82V233L84 232V231H86V232H88V234L86 235V237H84V238H86V244H87V242L90 240V239H92V238H94L93 236L94 235H97V234H95L92 230H89L87 227H89L90 225H89V223L87 222V223H85L84 225H81L80 224V222L82 221V220H79V219H75V218H73V219H69L68 218V216H67V211L64 209V204L62 205V208H60V207H58L56 204V202L57 201H55V203H54V201L51 199V197L52 196H50V195H48V194H45V196L43 197V199H40V194H41V190L39 189V186H38V188L36 189H31L30 190V192H28V194L29 195H27V196H25V197H23V196H20V193L19 192H15L16 194H14ZM22 191V190H21ZM20 191V192H21ZM153 191V190H152ZM151 191V192H152ZM161 191V190H160ZM196 191H199V189L198 190H196ZM209 191V190H208ZM214 191V190H213ZM236 191V190H235ZM257 191V190H256ZM264 191V180H260L259 181V187H258V193H261V192H263ZM89 192V191H88ZM140 192H142V191H140ZM151 192H149V193H151ZM228 192V191H227ZM22 193V192H21ZM58 193V192H57ZM90 193V192H89ZM161 193V192H160ZM193 193V192H192ZM203 193V192H202ZM212 193V192H211ZM24 194H26L25 192H24ZM143 195H144V193H142ZM141 194V195H142ZM196 194V193H195ZM201 194V193H200ZM207 194V193H206ZM22 195V194H21ZM43 195V194H42ZM61 195V194H60ZM138 195H139V193H138ZM137 195V196H138ZM146 196H147V194H145ZM198 195V194H197ZM196 195V196H197ZM203 195H205V194H203ZM257 195V194H256ZM199 196V195H198ZM220 196V195H219ZM31 197V198H30ZM208 197H210V196H208ZM257 197V196H256ZM28 198H30V199H28ZM42 198V197H41ZM220 198V197H219ZM258 198V197H257ZM29 200V202L30 203H27L26 202V200ZM55 199V198H54ZM67 199V198H66ZM122 199V198H121ZM145 199V198H144ZM194 199V198H193ZM192 199V200H193ZM200 199V198H199ZM202 199V198H201ZM205 199V198H204ZM208 199V198H207ZM210 199V198H209ZM250 199V198H249ZM259 199V198H258ZM263 199V198H262ZM262 199H261V201H262ZM27 200V201H28ZM63 200V199H62ZM65 200V199H64ZM109 200V199H108ZM195 200V199H194ZM212 200V199H211ZM140 201V200H139ZM198 201V200H197ZM206 202H208L207 200H205ZM215 201H217V199H215ZM222 201V200H221ZM231 201V200H230ZM261 201H258L259 203H261ZM70 202H71V200H70ZM109 202H111V201H109ZM119 202V201H118ZM213 202V201H212ZM225 202V201H224ZM252 202H253V200H252ZM61 203V202H60ZM92 203V202H91ZM96 203V202H95ZM116 203V202H115ZM153 203V202H152ZM210 203V202H209ZM214 203V202H213ZM219 203L221 204L222 202H220L219 201ZM219 203H217V204H219ZM257 203V202H256ZM258 203V204H259ZM26 204H28V206H26ZM197 204V203H196ZM206 204V203H205ZM232 204H234L233 202H232ZM264 204V203H263ZM84 205V204H83ZM113 205V204H112ZM222 205H223V203H222ZM261 205H262V203H261ZM260 205V206H261ZM61 206V205H60ZM67 206V205H66ZM71 206V205H70ZM75 206V205H74ZM218 206V205H217ZM242 206H243V204H242ZM255 207H257L256 205H254ZM90 207V206H89ZM96 207H99V206H96ZM120 207V206H119ZM186 207V206H185ZM211 207V206H210ZM221 207V206H220ZM225 207V206H224ZM227 207V206H226ZM229 207V206H228ZM232 207V206H231ZM249 207H251V205H249ZM115 208H117V207H115ZM259 208V207H258ZM263 208V207H262ZM67 209V208H66ZM70 209H72V207L70 208ZM82 209H83V206H82ZM119 209V208H118ZM223 209V208H222ZM246 209H248V208H246ZM69 210V209H68ZM88 210V209H87ZM224 210V209H223ZM243 210V209H242ZM251 210V209H250ZM249 210V211H250ZM256 210V209H255ZM75 211V210H74ZM93 211V210H92ZM202 211V210H201ZM227 211V210H226ZM258 211H260V209L258 210ZM76 212V211H75ZM80 213H81V211H79ZM231 212V211H230ZM264 212V211H263ZM262 212V215L264 214ZM97 213V212H96ZM120 213H121V211H120ZM124 213V212H123ZM227 213V212H226ZM247 213V212H246ZM248 213H250V212H248ZM257 213V212H256ZM259 213V212H258ZM91 214H92V212H91ZM127 214V213H126ZM229 214H231V213H229ZM229 214H227L226 215V219H227V221H228V224H229V226L231 227V231L234 233V236H235V240H241V241H244V240H246L247 242H248V244H249V246H253V247H255L256 249L254 250V252L256 251V256L254 257V258H250L249 256H247L246 254H247V252H248V248H244V249H242L241 250V252H242V254L244 255V261H248L250 264H264V235H262V234H258L257 232H254V229H253V226L252 225H249V227L248 228H245V229H241L240 228V223H242L243 224V222H239V219H237V218H234V217H230L229 216ZM239 214H240V212H239ZM238 214V215H239ZM242 214V213H241ZM78 215H79V213H78ZM95 215V214H94ZM103 215V214H102ZM119 215V214H118ZM121 215V214H120ZM162 215V214H161ZM254 215V214H253ZM84 216V215H83ZM111 216H113V215H111ZM237 216V215H236ZM98 217V216H97ZM146 217V216H145ZM213 217V216H212ZM239 217V216H238ZM253 217V216H252ZM264 217V216H263ZM262 217V218H263ZM85 218V217H84ZM87 218V217H86ZM101 218V217H100ZM240 218V217H239ZM262 218H260L258 221H259V223H260V220L262 219ZM91 219V218H90ZM177 219V218H176ZM241 220L243 219V218H240ZM101 220V219H100ZM99 220V221H100ZM244 220V219H243ZM251 220V219H250ZM249 220V221H250ZM255 220V219H254ZM106 221V220H105ZM110 221H112V219H110ZM226 221V220H225ZM248 221V222H249ZM257 221V222H258ZM264 221V220H263ZM262 221V222H263ZM113 222V221H112ZM187 222V221H186ZM257 222H256V224H257ZM141 223V222H140ZM182 223V222H181ZM246 223H247V221H246ZM101 224V223H100ZM108 224V223H107ZM196 224V223H195ZM262 224H264V223H262ZM182 225V224H181ZM260 225V224H259ZM101 226H103V225H101ZM120 226V228H121V225H119ZM252 226V227H251ZM255 226V225H254ZM262 226V225H261ZM4 229H3V228ZM68 227H70L69 229H68ZM91 227H93L92 226V224H91ZM117 227V226H116ZM258 227H260V226H258ZM93 228H95V227H93ZM104 228V227H103ZM124 228H125V226H124ZM182 228V227H181ZM91 229V228H90ZM104 230H106V231H101V230H97L99 233V235H97V239H96V242H99V244H100V249L101 250H104V251H106V252H109V253H114V254H119V255H126V250L124 249L125 248V245H124V241L122 242L121 240H119V239H117V238H115L113 235H112V233H110L109 231H110V229H109V231L107 230V229H104ZM112 230V229H111ZM187 230V229H186ZM193 230V229H192ZM228 230V229H227ZM108 231V232H107ZM115 231H117V230H115ZM114 232V231H113ZM192 232H195V230L194 231H192ZM197 232V231H196ZM121 233H122V231H121ZM158 233V232H157ZM187 233V232H186ZM264 233V232H263ZM84 234V233H83ZM116 234V233H115ZM120 234V233H119ZM125 234H127V233H125ZM124 234V235H125ZM151 234V233H150ZM181 234V233H180ZM188 234H190V233H188ZM197 234V233H196ZM123 235V236H124ZM199 235V234H198ZM83 236V235H82ZM120 236H122V235H120ZM120 236H119V238H120ZM127 236H128V234H127ZM233 236V237H234ZM67 237V236H66ZM195 237H197V236H195ZM219 237V236H218ZM125 238V237H124ZM123 238V239H124ZM126 239V238H125ZM124 239V240H125ZM76 240V239H75ZM202 240V239H201ZM204 240V239H203ZM203 240H202V242H203ZM211 240H212V238H211ZM128 241V240H127ZM219 241V240H218ZM225 241V240H224ZM223 241V242H224ZM92 242V241H91ZM90 242V243H91ZM126 242V241H125ZM222 242V241H221ZM226 242V241H225ZM70 243H71V241H70ZM89 243V244H90ZM126 243H128V242H126ZM228 243H230V241L228 242ZM218 244V243H217ZM217 244H215V245H217ZM226 244V243H225ZM74 245H76V244H74ZM187 245H188V243H187ZM205 245H206V242H205ZM204 245V246H205ZM219 245V244H218ZM217 245V246H218ZM14 246V245H13ZM63 246H64V243H63ZM67 246V245H66ZM70 246L72 247V244H70ZM88 246V245H87ZM130 246V245H129ZM128 246V247H129ZM207 246V245H206ZM244 246V245H243ZM79 247V246H78ZM185 246H183V248H184ZM187 247V246H186ZM208 247V246H207ZM14 248V247H13ZM12 248V249H13ZM130 248V247H129ZM182 248V249H183ZM219 248V247H218ZM226 248V247H225ZM67 249H68V247H67ZM86 249V248H85ZM131 249V248H130ZM133 249V248H132ZM181 249V250H182ZM186 249V248H185ZM205 249V248H204ZM217 249V248H216ZM239 249V248H238ZM38 250H42V251H47V253L48 254H50L49 256H50V260H48V261H46V262H40V260H39V257H38V255H37V253H38ZM69 250H70V248H69ZM209 250V249H208ZM219 250V249H218ZM229 250V249H228ZM233 250V249H232ZM236 251H237V249H235ZM252 250V249H251ZM72 251H75V250H72ZM77 251V250H76ZM75 251V252H76ZM128 252H130L129 250H127ZM184 251V250H183ZM183 251H181L182 253H183ZM207 251V250H206ZM227 251V250H226ZM13 252H17V251H14L13 250ZM70 252V251H69ZM132 252V251H131ZM159 252V251H158ZM180 252V253H181ZM208 252V251H207ZM213 252V251H212ZM231 252V251H230ZM234 252V251H233ZM240 252V253H241ZM22 253V252H21ZM186 253V252H185ZM224 253V252H223ZM227 253V252H226ZM225 253V254H226ZM249 253V252H248ZM130 254H132V253H130ZM187 254V253H186ZM253 254V253H252ZM9 255H10V252H9ZM18 255V254H17ZM20 255V254H19ZM26 255V256H27ZM79 255V254H78ZM77 255V256H78ZM185 255V254H184ZM188 255V254H187ZM221 255V254H220ZM231 255V254H230ZM23 256V255H22ZM22 256H20V257H22ZM26 256H24V257H26ZM27 256V257H28ZM73 256V255H72ZM75 256V255H74ZM83 256V255H82ZM131 256V255H130ZM17 257H19V256H17ZM23 257V258H24ZM101 257H103L102 255H101ZM184 257V256H183ZM189 257V256H188ZM191 257V256H190ZM189 257V258H190ZM227 257V256H226ZM229 257V256H228ZM238 257V256H237ZM83 258H85V257H83ZM185 258V257H184ZM188 258V259H189ZM17 259H19V258H17ZM78 258H76V260H77ZM86 259V258H85ZM111 259V258H110ZM187 259V258H186ZM233 259V258H232ZM238 259V258H237ZM23 259H20L19 261H22ZM87 260H89V259H87ZM130 260V259H129ZM178 260H180V259H178ZM25 261V260H24ZM86 261V260H85ZM110 261V260H109ZM115 261V260H114ZM190 261H192V260H190ZM240 261V260H239ZM81 262V261H80ZM97 262V261H96ZM101 262V261H100ZM134 262V261H133ZM189 262V261H188ZM193 262V261H192ZM227 262V261H226ZM243 262V261H242ZM242 262H240V263H242ZM83 263V262H82ZM86 263V262H85ZM85 263H83V264H85ZM116 263V262H115ZM221 263V262H220ZM233 263V262H232ZM23 264H25L24 262H23ZM26 264H30V263H28V262H26ZM100 264V263H99ZM103 264V263H102ZM108 264V263H107ZM111 264V263H110ZM190 264V263H189ZM192 264V263H191ZM223 264V263H222ZM226 264V263H225Z\"/></svg>", "mask_w": 264, "mask_h": 264}]
</instances>
